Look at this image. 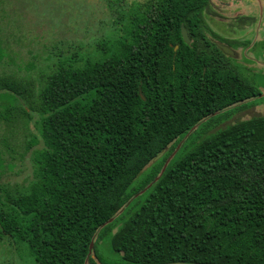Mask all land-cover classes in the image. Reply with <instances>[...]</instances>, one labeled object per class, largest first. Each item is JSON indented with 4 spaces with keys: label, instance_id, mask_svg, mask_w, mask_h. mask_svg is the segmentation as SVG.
<instances>
[{
    "label": "trees",
    "instance_id": "trees-1",
    "mask_svg": "<svg viewBox=\"0 0 264 264\" xmlns=\"http://www.w3.org/2000/svg\"><path fill=\"white\" fill-rule=\"evenodd\" d=\"M209 7L133 3L101 57L59 60L37 84L0 74V121L27 135L33 167L26 192L0 184V239L33 264H264V116L187 148L222 114L264 102L257 78L208 39ZM251 50L263 55L264 42ZM107 235L116 260L98 251Z\"/></svg>",
    "mask_w": 264,
    "mask_h": 264
},
{
    "label": "rangeland",
    "instance_id": "rangeland-1",
    "mask_svg": "<svg viewBox=\"0 0 264 264\" xmlns=\"http://www.w3.org/2000/svg\"><path fill=\"white\" fill-rule=\"evenodd\" d=\"M146 1L148 0H0V43L7 54L0 64V74L28 78L37 84L41 78L54 71L59 60L77 55L76 66H82L86 60L101 57V47L108 48L116 39V25L123 22L122 17L127 15L133 3L143 5ZM212 4L214 15L227 21L224 25H220L223 21H218L220 27L210 23L211 27L221 29L220 34L248 41L263 39L264 0H212ZM238 14L254 17L253 25L245 29L247 34L239 33L236 26L235 31L231 30L234 17ZM236 52L237 65L241 66L246 78H257L254 79V84L260 87L264 99V53L256 57V53H260L258 50L243 47ZM249 108L251 109L244 113L234 110L227 112V115L222 114L212 121L213 124L200 129L194 138L191 137L187 148L190 149L237 122L248 120L254 115H264L262 106H257L253 115L252 107ZM11 127L0 121V184L12 196H18L27 191L32 181L33 167L31 151H25L29 138L22 131ZM29 131L38 136L32 123ZM39 148L41 143L34 147ZM115 231L116 228L112 230V234ZM109 237L107 235L98 242V251L105 258L116 260L118 256L110 247ZM0 264H33V259L25 245L2 238Z\"/></svg>",
    "mask_w": 264,
    "mask_h": 264
},
{
    "label": "flooded vegetation",
    "instance_id": "flooded-vegetation-1",
    "mask_svg": "<svg viewBox=\"0 0 264 264\" xmlns=\"http://www.w3.org/2000/svg\"><path fill=\"white\" fill-rule=\"evenodd\" d=\"M216 1H220V0H216ZM232 1H235V0H232ZM250 1H252V0H250ZM255 1H258L259 2V0H255ZM213 9H214V6H213V4H212V0H210V7L206 10V12L204 13V19H205V22H206V24H207V26L209 27V29L211 30V32L217 37V38H214V36L213 35H208V39L210 40V42L212 43V44H214L216 47L218 46V45H223V46H226V47H229V48H231V49H233L232 47H230V43L231 44H234V43H244V42H250L249 43V47H248V49H252L253 47H256V46H260V44H261V42H264V37H263V39H259V40H250V41H248L247 39H243V38H239V37H233V38H229V37H225L224 35H222V34H220L219 33V30H221V29H215L214 27H211L210 26V23H214L215 25H217L218 27H220L219 26V22L218 21H223V20H221L222 18H218L217 17V15H214L215 13L213 12ZM253 19H254V17H253V15H241V14H238V15H236L235 17H234V20H233V26L231 27V30H233V31H235L236 29V27H238L237 28V31L240 33H248L245 29L249 26H252L253 24H252V22H253ZM260 20L261 19H259L257 22H258V27H259V25H260ZM214 21H216V22H214ZM227 23V21L225 20V22L223 21V23L222 24H220V25H224V24H226ZM234 23H236V24H234ZM232 25V24H231ZM230 25V26H231ZM236 26V27H235ZM188 35V34H187ZM189 38V37H188ZM220 40H222V41H225V42H221ZM189 41H190V39H189ZM190 44V43H189ZM218 48V47H217ZM238 48H240V46L238 47ZM237 48V49H238ZM237 49H233L235 52H236V50ZM237 53V52H236ZM238 58V54H237V57H236V59ZM235 59V60H236ZM261 97L263 98V94H262V92H261ZM251 103H253L252 101L250 102H247L245 105L246 106H244L243 108H241V109H239L238 111H239V113H244V112H246V111H248L249 109H251V108H249V107H252V114L251 115H253V113H255V109H256V107L257 106H262L263 108V110H264V102L263 103H261V104H258V105H254L253 106V104L251 105ZM258 116H264V115H258ZM258 116H253V117H258ZM252 117V118H253ZM251 119V118H250ZM249 120V119H248Z\"/></svg>",
    "mask_w": 264,
    "mask_h": 264
},
{
    "label": "water",
    "instance_id": "water-1",
    "mask_svg": "<svg viewBox=\"0 0 264 264\" xmlns=\"http://www.w3.org/2000/svg\"><path fill=\"white\" fill-rule=\"evenodd\" d=\"M181 36H182V39L183 41L186 43V44H189L190 41H189V38H188V35H187V32L186 30L184 29V27H181ZM218 49L228 58H231V59H236L237 57V53L229 48V47H226V46H223V45H218L217 46ZM215 116V114L213 115ZM198 126H194L189 132L188 134L185 136V138L177 145V147L175 148V150L173 151V153L168 157V159L165 161L159 175L155 178L154 182L151 183L150 185H148L146 187V189H144L143 191L139 192L137 195H135L133 197L132 200L138 198L139 196L143 195L155 182H157L159 180V178L161 177V175L165 172L167 166L169 165V163L172 161V159L175 157V155L177 154V152L179 151V149L181 148V145L182 143L184 142V140L191 134L193 133L196 129H197ZM168 151V148L164 149L159 155H157L150 163L149 165L146 167H150L151 165L157 163ZM113 222V219H110L108 222H106L104 225L101 226L100 229L104 228L106 225L110 224ZM93 244H94V240L91 242L90 244V247H89V254L88 256L90 257L92 254H93Z\"/></svg>",
    "mask_w": 264,
    "mask_h": 264
}]
</instances>
